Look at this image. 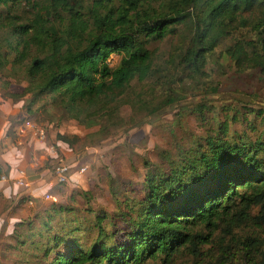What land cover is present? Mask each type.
<instances>
[{
	"label": "trees",
	"instance_id": "1",
	"mask_svg": "<svg viewBox=\"0 0 264 264\" xmlns=\"http://www.w3.org/2000/svg\"><path fill=\"white\" fill-rule=\"evenodd\" d=\"M178 25L188 29L187 42L168 58L162 99L147 115L193 100L206 77L205 94L193 105L196 113L209 111L214 134L173 158L164 157L165 170L145 171L144 193L123 214L126 221L117 237H106L103 215H96V236L84 245L79 233L88 223L76 208L55 202L32 217L7 218L15 243L39 252L34 264H168L182 251L200 259L201 246L212 242L219 225L244 222L252 205L260 207L258 218L263 217L264 125L253 140L244 130L226 136L235 116L229 117L228 110L243 104L236 119L250 116L253 131V116L263 107L252 106L250 93H244L245 100L232 91L220 94L221 84L211 80L205 67L228 39L222 53L235 72L246 68L264 79V0H0V76L23 83L15 89L9 79L5 84L11 92L4 96L20 103L19 125L41 101L40 106L60 109L66 118L85 128L98 126L107 135L119 126L123 103L149 107L152 99L137 95L130 102L118 96L133 81L160 78L162 67L147 45ZM111 54L120 55L114 67L108 64ZM68 141L60 133L53 140L64 157L71 150ZM70 174L60 185L73 182ZM5 196L11 213L26 204L25 197ZM34 219L41 228L33 227Z\"/></svg>",
	"mask_w": 264,
	"mask_h": 264
},
{
	"label": "rangeland",
	"instance_id": "2",
	"mask_svg": "<svg viewBox=\"0 0 264 264\" xmlns=\"http://www.w3.org/2000/svg\"><path fill=\"white\" fill-rule=\"evenodd\" d=\"M188 35V29L178 25L174 32L148 43L147 47L154 63L162 67L160 78L157 81L154 77L143 82L133 81L118 97L131 102L140 95L145 99H152V102H149L148 108L131 107L123 103L119 112V126L110 130L111 133L107 135L98 132V126L85 128L73 119L66 118L60 109L47 104L40 106L41 101L32 106L34 114L28 115L26 119L43 129L45 142L46 129L50 130L54 138L60 133L69 140L66 145L71 150L66 157L62 154L64 150L59 152L53 142L49 143L52 145L51 154H57L58 157L44 158L46 168L54 178L52 167L58 162L67 165V173L72 174L70 175L73 182L55 184L54 189L46 192L53 199L42 195L40 202L34 203L31 200L30 204L21 205L12 213L8 206L5 208L8 203L6 196L0 194V264H34L39 252L33 247L15 243L10 236L13 228L10 229L7 218L32 217L34 212L50 202L76 208V212L82 217L81 221L88 223V229L81 227L79 233L80 241L84 245H88L96 236L97 227L93 230L96 215H103L100 225L106 232V237L109 234H114V237L121 235L126 221L123 214L144 193L145 171L149 168L165 170L164 157L173 158L180 150L189 149L199 142L203 143L202 136L214 134L215 126L209 111L196 113L193 105L205 94V83L208 82L206 77L201 78L197 89L199 96L193 100L186 98L147 115L149 109H154L162 99L161 82L165 81L164 71L170 69L168 58L185 45ZM228 43L229 40L225 39L214 49L208 58L205 71L210 74L214 83L221 84L220 94L232 91L241 95L238 100H245L248 96L244 93H250L252 106L263 107L258 115L253 116L256 126L253 131L248 127L250 116L247 115L243 120L236 119L240 117L237 111H242L240 107L243 104L237 103V110L227 112L229 117L233 114L235 116L234 122L233 119L228 121L226 136L233 134V131L244 130L248 139L253 140L264 125V79L256 71L246 68L235 72L230 61L222 53ZM119 58V54H111L108 57L109 66H116ZM222 72L226 73L225 78L221 77ZM1 75L0 97L9 101L4 95L6 91L11 92V88L5 83L10 79L9 82L15 89L23 83L14 82L15 80L6 78L4 74ZM210 97L218 99L217 96ZM218 117L223 119L221 110H218ZM81 168L84 170L80 171ZM83 192L87 195H83ZM259 213L260 207L252 205L248 219L244 222L230 226L219 225L213 233L212 242L201 246L203 255L200 259L182 251L168 264H264V215L258 218ZM36 221L34 219L33 227L41 228ZM145 264H160V261L146 260Z\"/></svg>",
	"mask_w": 264,
	"mask_h": 264
},
{
	"label": "crops",
	"instance_id": "3",
	"mask_svg": "<svg viewBox=\"0 0 264 264\" xmlns=\"http://www.w3.org/2000/svg\"><path fill=\"white\" fill-rule=\"evenodd\" d=\"M22 114L20 103L0 98V172L8 175L6 180H0V193L14 200L25 197L37 203L43 192L54 189L56 184L43 161L52 156L49 143L54 137L46 129L47 142H38L29 129L17 124L16 116ZM19 170L23 172L22 186L15 183Z\"/></svg>",
	"mask_w": 264,
	"mask_h": 264
},
{
	"label": "built area",
	"instance_id": "4",
	"mask_svg": "<svg viewBox=\"0 0 264 264\" xmlns=\"http://www.w3.org/2000/svg\"><path fill=\"white\" fill-rule=\"evenodd\" d=\"M24 128L29 129L32 134L34 135L35 139L39 142H44L45 139V133L43 131V129L41 127H39L38 125L34 124L33 122H31L30 120H25L22 124H21ZM67 165L63 164V163H57L52 167V172L54 174V180L56 183H64L65 182V178H66V173H67ZM84 168H81L80 171H83ZM19 177L15 179V183L19 186L25 185L22 177H23V172L21 170H19ZM0 180H6L5 176L1 175L0 176ZM43 196L45 198H52V196L49 193H44ZM28 203H31L30 199H27Z\"/></svg>",
	"mask_w": 264,
	"mask_h": 264
}]
</instances>
